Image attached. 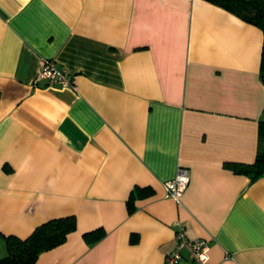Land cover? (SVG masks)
I'll return each mask as SVG.
<instances>
[{
    "label": "crops",
    "instance_id": "0c3cea01",
    "mask_svg": "<svg viewBox=\"0 0 264 264\" xmlns=\"http://www.w3.org/2000/svg\"><path fill=\"white\" fill-rule=\"evenodd\" d=\"M262 44L207 0H0V258L73 215L33 264H164L180 227L208 264H264V177L228 165L258 150ZM43 59L76 89L35 82Z\"/></svg>",
    "mask_w": 264,
    "mask_h": 264
},
{
    "label": "trees",
    "instance_id": "16d2710c",
    "mask_svg": "<svg viewBox=\"0 0 264 264\" xmlns=\"http://www.w3.org/2000/svg\"><path fill=\"white\" fill-rule=\"evenodd\" d=\"M237 15L244 21L259 27L264 32V0H207ZM261 69L264 71V44L261 51ZM233 170L247 175L251 180L264 177V123L259 125V146L252 163H228ZM131 209V206H130ZM76 229L73 215L53 218L36 226L24 239L9 236L5 239L6 255L0 264H33L38 256L65 242L67 235ZM101 228L83 234L89 243L100 240Z\"/></svg>",
    "mask_w": 264,
    "mask_h": 264
},
{
    "label": "built area",
    "instance_id": "2783aa9c",
    "mask_svg": "<svg viewBox=\"0 0 264 264\" xmlns=\"http://www.w3.org/2000/svg\"><path fill=\"white\" fill-rule=\"evenodd\" d=\"M67 72L56 67L51 59L41 60V68L35 78V82L44 80L49 86L60 85L73 86L67 76ZM189 184V171L186 168H180L176 176L164 183L165 195L180 203L181 197ZM210 245L204 238H189L182 227L176 232V245L174 249L165 257L164 264H177L182 258V252L187 251L195 264H208Z\"/></svg>",
    "mask_w": 264,
    "mask_h": 264
}]
</instances>
